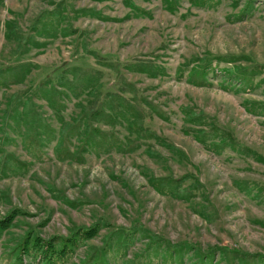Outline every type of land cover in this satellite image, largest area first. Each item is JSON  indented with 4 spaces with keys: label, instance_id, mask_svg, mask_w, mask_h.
<instances>
[{
    "label": "rangeland",
    "instance_id": "374dc122",
    "mask_svg": "<svg viewBox=\"0 0 264 264\" xmlns=\"http://www.w3.org/2000/svg\"><path fill=\"white\" fill-rule=\"evenodd\" d=\"M201 1L179 0L170 12L164 0H3L0 70L31 65L21 83L0 72V218L16 211L0 230V264H37L21 252L27 234L67 236L95 222L97 231L61 264H264V69L253 83L223 69L252 71L264 63V0ZM129 2L150 15L136 14ZM81 7L103 17L73 11ZM57 9L56 19L40 14ZM39 14L45 35L31 28ZM12 18L43 45L23 50L6 39L4 22ZM49 25L69 33L48 36ZM227 55L234 61L216 58ZM201 58L212 59L206 81L178 77L181 65L196 67ZM139 62L164 71L149 76L125 68ZM87 76L91 85H83ZM70 80L74 86L66 87ZM50 81L54 99L42 92ZM123 81L137 90L144 125L169 146L147 139L132 152L116 149L133 137L124 118H113L133 100ZM20 96L24 106L15 110ZM89 105L97 118L89 125L81 119L78 133L58 142ZM183 105L207 116L204 144L185 132L193 124L185 122ZM84 128L106 132L103 146L112 147L80 151ZM159 177L176 182L159 185Z\"/></svg>",
    "mask_w": 264,
    "mask_h": 264
},
{
    "label": "trees",
    "instance_id": "16d2710c",
    "mask_svg": "<svg viewBox=\"0 0 264 264\" xmlns=\"http://www.w3.org/2000/svg\"><path fill=\"white\" fill-rule=\"evenodd\" d=\"M178 1L179 0H164L165 8L170 12H175ZM198 1H201V0H198ZM1 3H3V0H0V4ZM201 3H203V1H201ZM129 7L132 10H134L136 14L150 15L149 12L142 9L141 7L136 5L134 2H129ZM73 11L76 14H85L88 16L96 17V18L103 17L101 15L100 10L94 7H90V8L81 7V8H76ZM40 14L46 15L45 18H47L48 15H51L54 19H56L59 14V9L53 10L49 14H46L44 12ZM39 15L36 17L35 21L31 24L32 25L31 28L33 29V32L39 35H42V34L45 35V31L47 28L45 25L47 24H45L44 27L42 26V24L41 26H38L41 22L39 20L42 17V15L40 16ZM4 27H5L4 37L8 40H15L17 47H20L23 50H25L27 47H30L32 45L35 47H39L43 45L42 42L36 40L33 36H31L30 33L26 34L27 32H24L20 28V25L18 24L17 20H15L14 18L5 20ZM54 27L55 25H49L48 29L50 30V32L46 35L54 37L58 34V31L62 34L69 33V30L66 27L58 28L59 30L54 29ZM229 56L230 55L218 56L216 58L218 61H225V62L234 61V58H230ZM214 59H215V56H214ZM211 61H212L211 58H201L198 60V62H196L197 63L196 67L190 66L192 62L186 61L184 65H181L178 68L177 70L178 77L183 76L184 72H186V77L190 82H197V83L201 82L202 83L203 81H206V79L204 78H205L206 73H208L206 71L211 67ZM30 65L31 64L29 62L14 63L13 65H9L1 69L0 72L2 74L6 73V76H4L3 78L5 81L21 83L23 79L25 78L26 74L29 72ZM125 68L130 71L143 72V73L148 74L149 76H158L164 71L160 66L156 64H149V63L146 64V62H139L137 64L129 63V64H126ZM185 68L187 69L185 70ZM255 68H259V69L255 70ZM223 69H225L224 71L226 73L236 75L242 80H247V81L252 80V83H253V77L256 74H258L261 69H264V63L256 64L253 68L254 70L252 71H248V66H241V65H234L232 69H229L228 67L223 68ZM73 74L75 78H77L76 73H73ZM191 76L195 78H191ZM84 79H85V83L83 85L92 84L91 83L92 79H89V76H87ZM52 84L53 83H51L50 81L49 86L46 85L45 87H43V90H42V92L46 94L49 97V99H54V94H56L55 92L57 91L56 86ZM123 84L126 88V91L133 94V100L132 99L127 100V102L124 103V108L120 109V114H114L113 118L116 116H120L124 118L126 123L128 124L129 133L133 134V137L131 138V135L128 134L126 136V140L119 141L116 143V149L119 151L132 152L134 150L141 148L143 141L147 139L148 140L150 139L158 140L164 143L162 145L166 144L167 146H169L170 144L165 143V140L161 136H159L155 131H152L150 128L144 125L143 120L145 116L148 114H145L144 107L138 104L136 101L137 100L136 95L138 96V94H136L137 90L135 89V87L131 84H127L125 81H123ZM203 84H207V83L204 82ZM71 86H74L72 85V80L69 81V86H66V87H71ZM140 97H142V99L146 101V104L150 111H156L158 113L157 116H159L162 119L163 118L166 119L165 113L159 111L160 107L158 105L154 104L153 102L149 100H146V98L143 96H140ZM21 99H22L21 96H20V100L16 99L15 106H13V109L17 110V106H20V105L24 106L25 100L22 101ZM91 107H94V105H89L84 108L82 114H80L79 116L80 121L77 126L73 128H67V129H65L66 127H64V129L60 131L58 142L62 143L61 139L63 137L70 139L72 136L75 135V133H78V128H80V126L83 124L81 119H86L84 123L88 124L89 122L88 120L92 118H97V116L95 115L98 112L94 111V114L92 115ZM247 110L255 111L253 107L251 108L247 107ZM181 111L184 114L185 122L193 124V126L185 128V132H192L194 138L204 144L205 137L208 132L203 130L200 126L206 122L205 120L207 116H205L203 112L199 110L195 105H183L181 106ZM87 116L89 117L87 118ZM212 127L213 129H218L216 125H213ZM220 128L222 130L221 133H223L224 129L221 126ZM98 129L93 130L92 128H90L87 130L86 128H84L85 131L83 130L81 131L80 135L82 136L80 137V139H82L83 143H80L79 145L81 148L79 149L80 151H84V149H86L88 146L90 147L95 146V148H97L98 150H100V148L98 147H103V150H106V151H108L110 147H112V145L109 143H107L106 146H103L104 143L108 141L107 136H106L107 134L106 132L100 129L98 130ZM97 131L99 135H101L100 138H97V134H96ZM92 137L94 140H91ZM63 145L67 150L70 149L72 151V156L76 153V151L72 150L69 146H66L65 144ZM79 146L76 148H79ZM246 150L248 151V149ZM76 154L82 156L81 153H76ZM64 156H66V152H64V155L62 154V157ZM257 158L261 159L260 157H257ZM154 181L155 183L159 185H160V181L176 182L174 179L170 177H159V178H156ZM15 212H16L15 210H12L6 216L0 218V230L5 229L9 226L10 221L15 217V214H14ZM97 229H98V222H95L91 224L90 226L78 227L76 230H74L72 233H70L67 236H51L47 239H44V238H41L37 234L33 236H31L30 234H27V236L25 237V240L22 241L20 249L22 253L32 255L34 259L37 260V264L65 263L69 259V256H71L72 253L74 252V249L78 245L79 240L90 238L95 233V231H97ZM173 245L178 246V251L179 249H183L182 245H179V244L177 245L173 244ZM21 263L22 262L20 261V264Z\"/></svg>",
    "mask_w": 264,
    "mask_h": 264
}]
</instances>
